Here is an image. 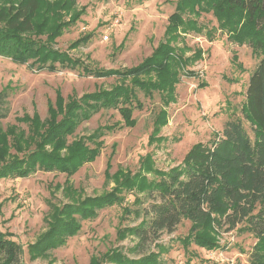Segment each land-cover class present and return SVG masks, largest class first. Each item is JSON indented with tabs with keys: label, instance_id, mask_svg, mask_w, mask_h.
<instances>
[{
	"label": "rangeland",
	"instance_id": "374dc122",
	"mask_svg": "<svg viewBox=\"0 0 264 264\" xmlns=\"http://www.w3.org/2000/svg\"><path fill=\"white\" fill-rule=\"evenodd\" d=\"M177 1L77 0V8L63 17L62 35L49 40L53 51L64 52L82 62L75 68L60 67L57 62L55 71L37 69L30 65L32 60L17 63L0 56V93H6L9 106L8 116L0 119V155L6 151L0 163L24 158L28 150L36 147L37 142L29 148L22 141L23 149L17 152L13 146L20 131H25L26 143L31 139L29 122L36 119L35 113L41 120L50 119L52 106L60 118V100L67 101L74 94L82 96L100 87L110 88L119 81L116 76L86 74L85 65L92 69L132 67L149 56L165 39L168 18L175 11ZM77 13L80 15L75 22L73 18ZM200 13L196 19L202 31L182 32L180 38L172 41L186 46V56H194L199 49L202 56L186 66L188 73L175 85L176 101L167 108L168 124L156 140L150 143L155 115L162 108L161 95L155 92L149 97L139 91L138 97L144 104L142 109H133L129 117L118 109H102L80 123L68 138L67 144L91 134L98 126H113L103 137L102 152L96 160L84 164L70 177L78 195H65L62 188L69 178L58 171L37 170L27 177L0 179V230L23 246L25 264H92L93 257L118 248L132 259L160 252L159 264H251L250 254L257 239L238 228L227 231L224 227H209L207 234L220 244L213 250L197 244L184 245V239L191 232V222L186 219L174 231H163L158 238L144 244L130 232H123L125 227L141 222L144 213L140 216L136 210L143 211L153 200L140 190L123 192L125 199L120 203L98 210L93 218L81 219L82 228L77 235L66 238L56 248L34 258L29 253V245L37 242L50 227V210L55 211L70 200L81 202L86 196L112 190L115 179L109 175L121 168L138 171L148 153L152 154L154 170H169L179 165L197 142H209L220 136L230 119H242L249 133L254 135L243 104L259 57L249 44L229 38L228 30L221 28L213 10ZM106 34L108 38L104 37ZM41 37L43 41L48 40L45 35ZM87 37L89 39H85ZM77 39L80 43L73 47L71 43ZM128 118L134 119L135 125L127 124ZM14 127L16 130L11 129ZM46 148L52 151L53 147ZM109 162L111 168L107 172ZM156 173L145 174L155 179ZM136 198L139 200L135 201ZM125 207L135 211L127 213ZM106 264L117 263L107 261Z\"/></svg>",
	"mask_w": 264,
	"mask_h": 264
},
{
	"label": "trees",
	"instance_id": "16d2710c",
	"mask_svg": "<svg viewBox=\"0 0 264 264\" xmlns=\"http://www.w3.org/2000/svg\"><path fill=\"white\" fill-rule=\"evenodd\" d=\"M76 1L0 0V56L17 63L32 60L30 65L51 71L57 69V62L60 67L78 66L81 62L79 59L53 51L49 44V40L62 35L60 30L65 25L63 17L77 8ZM211 10L221 28L228 30L231 40L249 44L259 57L250 75L243 104L245 117L250 121L254 135L249 133L242 119L233 118L226 122L220 136L209 142H197L188 150L183 161L169 170H154L151 153L142 159L138 171L119 169L109 175V178L115 179L112 190L86 196L81 202L70 200L55 208V211L50 210L52 219L49 229L28 247L32 258L77 235L82 228L81 219L93 218L98 210L120 203L125 199L123 192L140 190L153 200L143 211L136 210L140 216L141 212L144 213L139 224L122 230L130 232L142 244L158 238L163 231H174L186 219L191 222V232L184 239L186 247L197 244L213 250L220 244L207 234L209 227L215 225L227 231L238 228L240 232H250L257 239L250 254L251 264H264V0H178L175 11L168 18L165 39L142 62L123 68L92 69L84 66L86 74L116 76L119 79L116 84L110 88L100 87L82 96L74 94L67 101L60 100V118H57L52 106L50 119L41 120L35 113L36 119L29 122V134L33 133L31 139L26 143L25 131H20L13 146L17 152L23 149L22 141L29 148L37 142L36 147L28 150L24 158L6 164L3 162V165L0 163V179L27 177L37 170L58 171L69 178L68 184L62 188L65 195H78L79 191L73 187L70 177L84 164L96 160L102 152L103 137L113 126H98L91 134L74 139L69 144L68 138L80 123L102 109H118L127 117L133 109H142L144 104L138 97L139 91L149 97L155 92L161 95L162 108L155 115L150 143L156 140L162 128L168 124L167 108L176 101L175 85L183 74L188 73L186 66L202 56L201 49L194 56H186V46L181 47L172 41L180 38L182 32H201L203 28L196 16ZM79 15L74 16L75 22ZM44 35L47 41L42 40L41 36ZM79 43L80 39H77L71 45L75 47ZM7 103L6 93L1 92L0 119L9 114ZM135 123L134 119L128 118L127 124ZM11 129L16 130V127ZM48 145L53 147L52 151L47 150ZM5 153L0 155V161ZM110 168L111 162L107 172ZM146 171H155L158 177L149 179ZM124 211L131 213L135 210L125 207ZM23 251L19 242L0 230V264H25ZM159 256L160 252L132 259L119 248L109 249L101 256L93 257L92 264H106L107 261L117 264H159Z\"/></svg>",
	"mask_w": 264,
	"mask_h": 264
},
{
	"label": "built area",
	"instance_id": "2783aa9c",
	"mask_svg": "<svg viewBox=\"0 0 264 264\" xmlns=\"http://www.w3.org/2000/svg\"><path fill=\"white\" fill-rule=\"evenodd\" d=\"M104 37H105V38H108V35L106 34Z\"/></svg>",
	"mask_w": 264,
	"mask_h": 264
}]
</instances>
